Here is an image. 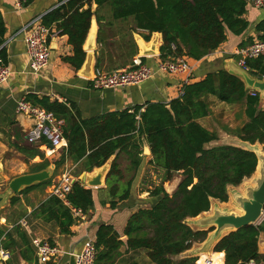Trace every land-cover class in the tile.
<instances>
[{"label": "trees", "instance_id": "16d2710c", "mask_svg": "<svg viewBox=\"0 0 264 264\" xmlns=\"http://www.w3.org/2000/svg\"><path fill=\"white\" fill-rule=\"evenodd\" d=\"M33 1L27 0L23 5ZM58 1L61 5L46 14L43 23L48 27L56 24L58 35L68 37L72 54L62 57V61L75 71L85 63L84 44L93 17L99 24L101 22L97 12L92 11V4L98 8L109 5L114 19L133 18L136 28L148 31L150 35L161 33L163 60L187 56L200 61L224 44L229 32L240 36L249 27L244 18L247 12L245 0ZM258 30L264 31V22ZM6 31L0 13V57L7 64L3 47ZM100 32L101 26L98 42L102 43ZM145 39L149 41L150 36ZM246 65L254 71L250 72L252 75L264 79V57L248 59ZM95 68L103 70L101 60L97 61ZM210 96L227 104L245 102L248 122L238 131V136L250 144H264V111L259 110V95H250L242 80L225 70L184 85L180 97L168 103H148L144 111V106H137L89 119L81 117L74 103L35 94L26 97L28 102L64 121L63 133L68 145L66 152L54 162L55 171L70 160L81 165L77 175L80 177L83 172L91 173L101 168L114 157L106 178L112 210L131 196L132 180L122 183L124 176L118 164L122 154L130 160V168L137 171L143 161L146 142L151 151L150 164L164 174L162 184L151 192L156 199L155 204L151 208L140 209L129 218L124 230L126 242L121 240L112 225H100L95 241L96 264H117L124 247L127 252L145 251L152 264H197L198 258L195 257L175 258L190 250L194 243H203L213 229L194 230L187 220L209 212L214 200L227 203L229 188L238 187L250 179L258 167V159L253 152L230 145L209 147L218 141V135L198 121L210 115L207 101ZM24 151L30 159H44L33 146L26 147ZM50 165V161L44 160L33 173ZM175 174H181L182 179L170 195L164 184L170 182ZM51 183L49 180L27 188L11 200V205H17L20 196L45 189ZM65 201L51 196L31 215L44 222H54L62 235H72V227L80 222L74 210L83 215L93 210V191L82 182L75 181ZM259 235L258 226L232 232L216 244L212 257L203 256L198 264H224V259L225 264H264V255L259 252ZM0 244L5 250L17 251L23 260L33 261L32 242L20 225L15 224L11 230L0 225ZM7 264L14 263L9 260ZM128 264L140 263L131 260Z\"/></svg>", "mask_w": 264, "mask_h": 264}, {"label": "crops", "instance_id": "0c3cea01", "mask_svg": "<svg viewBox=\"0 0 264 264\" xmlns=\"http://www.w3.org/2000/svg\"><path fill=\"white\" fill-rule=\"evenodd\" d=\"M25 2H27V0H25ZM246 4L247 12L244 18L249 24L248 29L240 36H236L229 32L227 41L216 51L210 53L200 61L191 59L190 62L194 66V72L189 83L199 82L210 73L225 70L228 67L229 60H234L239 63L241 57L237 55V50L247 48L254 42L262 40L261 38L264 37V31L258 30V27L264 22V8L257 9L251 4ZM60 5L61 3H59L58 0H34L28 5L25 4L22 7H18L15 0H0V13L4 18L7 29L3 47L6 49L7 65L12 72L8 82L0 87V186L4 182V179H7L5 170L8 168L16 169L14 167L15 161L6 158L7 153L13 152L17 155H24L30 160V157L24 150L26 147H30L25 145L28 143L25 137L26 133L32 128L33 121L29 116L17 112V104L23 99L27 101L26 97L29 94H35L39 97H50L52 100H58L59 102L74 103L81 117L83 119H89L109 112L134 109L137 106H144L142 110L144 111L148 103H168L180 97L183 87L186 84L185 77L183 76L157 73L150 80L139 86L102 91L96 90L93 88L92 79L81 75L80 72L84 67L79 71H75L70 65L62 61V57L72 54V48L68 45L67 36L58 35L59 32L56 24L50 27L51 30L57 34L51 39V61L49 65L39 73H33L29 67V58L26 51L24 35L21 31L28 23L36 18L41 17L43 21V17L46 14ZM87 7L88 6L85 8ZM92 11L97 12L98 17L101 18L99 24L96 17H93L88 33L89 36L91 30L93 28L96 29L95 51L85 50L88 37L84 44L86 57L90 52L94 55L92 65L93 75L98 60H101L102 68L106 71L131 67L133 59L140 56L139 39L143 41L147 47H150L158 36V45L161 49L163 45L161 33H153L150 35L148 31L137 29L133 18H128L127 20L114 19L109 5L98 8L96 4H92ZM100 26L102 43L98 42ZM147 36H150L149 41L145 39ZM142 58L144 63L151 66H156L157 62L162 59L161 52L156 56ZM248 70L254 73L253 70L249 68ZM248 92L250 95H252L253 92L255 93L253 90H248ZM207 101L210 106V115L204 119H200L198 122L203 127L216 132L218 135V141L213 142L209 147L230 145L244 149L243 143L245 141L241 140L238 136V131L248 122V117L245 113V102L227 104L218 101L213 96H210ZM259 110L264 111V100L260 103ZM240 111L242 113L239 114ZM65 144L66 147L59 150L54 159L59 160L61 155L66 152L68 145L67 141ZM256 144H259L261 147L264 146V144ZM35 148L44 156L45 153L41 148L38 146H35ZM146 149L150 150V147L145 142L143 146V161L137 171L130 168V160L125 154H122L118 160L120 170L123 172L124 176L122 183H127L131 180L133 182L130 199L119 203L117 208L112 210L110 208V196L108 194L106 182L101 188L91 189L94 195L95 207L86 215L82 214L79 217L80 222L71 229L72 235H62L54 222H44L31 215L35 209L50 197L49 186L45 189H37L29 193L28 195L31 198H35L36 195H38V190H44L46 192V198H44L38 206L34 208L28 207L26 216H22V220L17 224L28 234L31 242L35 238L48 241L57 247L59 255L57 259H53L48 263H42L32 245V249L34 250L33 261L28 262L23 260L17 251L10 252L5 250L0 244L2 249L6 251L9 256V258L5 260L0 258V264H7L9 260H12L14 264H71L72 254H78L88 241H96L97 231L102 224L112 225L120 234L121 240L124 241L126 239L124 230L131 215L138 212L140 209H148L144 207L139 208V201L145 198L147 199L148 197L151 199L150 192L143 191L142 193V189L140 188L144 186L143 178L146 174V170L150 169L149 164L152 159L151 154H146ZM44 157H46V155ZM44 160L46 159L44 158ZM64 167L79 168L81 165L75 164L69 160ZM19 168L24 169L20 165ZM251 179L252 178L246 179L243 184ZM74 181L77 180L75 179ZM243 184L238 187L230 188L241 190ZM149 188L152 189V187ZM222 204L226 205L227 203ZM1 221L4 223L1 224V226H6L9 230L15 225H7V218L5 219L4 217ZM23 221L26 222L25 226L20 224ZM256 226L260 228L258 243L259 252L264 255V216ZM124 249L126 248L124 247L121 249L122 255L118 259L117 264L129 263L124 260Z\"/></svg>", "mask_w": 264, "mask_h": 264}, {"label": "built area", "instance_id": "2783aa9c", "mask_svg": "<svg viewBox=\"0 0 264 264\" xmlns=\"http://www.w3.org/2000/svg\"><path fill=\"white\" fill-rule=\"evenodd\" d=\"M245 1L257 9L264 8V0ZM15 2L18 7H22L25 0H15ZM21 33L24 35L30 70L37 74L49 65L52 55L51 39L57 34L54 33L50 27L44 25L41 17L28 23L22 29ZM173 48L175 49V47ZM236 53L241 57L239 64L248 70L246 65L248 59L264 57V40L256 41L247 48L237 50ZM190 60L191 59L187 56H178L167 60L161 59L157 62L156 66H151L144 63L143 58L138 56L133 59L132 66L128 68L113 71H106L104 69L95 70L91 82L93 88L100 91L120 89L139 86L150 80L155 74L164 73L183 76L185 77L186 84H189L194 72V66ZM11 74L10 67L5 63L4 59L0 57V87L8 82ZM256 95V92L252 93V96ZM17 112L29 116L33 121V126L26 133L25 138L29 144L41 148L47 158L56 157L58 151L66 147V140L63 133L65 124L63 120L58 119L53 113L39 106H35L25 99L17 104ZM262 150L264 152V146ZM74 180L75 179L68 174H65L58 180L55 179L49 186L50 197L56 196L65 201L67 194L70 193L72 189L75 182ZM74 213L77 217L82 215L75 210ZM20 224L25 226L26 222L23 221ZM32 245L42 263H48L53 259H57L59 255L57 247L48 241L35 238L32 240ZM75 256V264H96L97 249L95 242L88 241L85 243L82 250L78 254H75ZM0 258L2 260L9 258L1 245Z\"/></svg>", "mask_w": 264, "mask_h": 264}, {"label": "water", "instance_id": "95a60500", "mask_svg": "<svg viewBox=\"0 0 264 264\" xmlns=\"http://www.w3.org/2000/svg\"><path fill=\"white\" fill-rule=\"evenodd\" d=\"M90 34L88 36L85 50L95 51L96 29L92 38H90ZM138 44L140 46L139 55L141 57L156 56L160 53L158 36L152 42L150 47H147L140 39L138 40ZM93 60V53H88L83 65L84 68L80 72L82 76L93 79ZM225 71L242 80L247 91L253 90L257 92L260 97V103H262L264 100V79L253 76L248 70L234 60L228 61V67ZM243 146L245 150L253 152L257 156L258 167L256 173L251 177L252 179L250 181L245 184H243L244 182L242 183L243 186L241 190L229 188V200L227 204L232 201L233 208L227 206V204L226 206H220L221 203L214 200L212 201L213 208L210 209L209 212L204 213L197 218L187 220V224L190 227H193L194 225L197 226V231H209L213 229V231L208 234L206 240L200 244L201 246L195 250V258L200 257L202 254L213 253L214 247L223 237L244 227L256 226L264 216V152L259 144L251 145L249 142H244ZM147 150L149 152H146V154L150 155L151 151L149 149H146V151ZM112 159L113 158L101 168H97V170L95 169L91 174L83 172L78 181L82 182L90 189L103 187L106 182L105 178H107L114 160ZM53 175L54 167L48 166L44 170L14 178L9 184V190L6 193L0 194V210L7 204V202H10L11 204V200L15 198L17 194L19 195L29 187L52 180ZM52 181H55V179ZM166 191L170 194L168 189H166ZM126 240L127 239H125L124 242H126ZM75 262L76 256L72 254L71 264H75Z\"/></svg>", "mask_w": 264, "mask_h": 264}, {"label": "rangeland", "instance_id": "374dc122", "mask_svg": "<svg viewBox=\"0 0 264 264\" xmlns=\"http://www.w3.org/2000/svg\"><path fill=\"white\" fill-rule=\"evenodd\" d=\"M240 113H242V112L240 111L239 114ZM25 145L32 146L29 143H26ZM33 147H35V146H33ZM44 156H45V154H44ZM6 158L15 161L14 167L16 169H9L8 168L5 170L6 175H7V179H4V182L0 186V194L6 193L9 190V184L14 178L22 176V175L32 174L33 171L37 168V165L41 164L44 160V159L42 160V158H40V157L33 159V160H31V159L29 160L24 155H17V154H14L13 152L7 153ZM44 158L46 160L50 161V163H51L50 166L54 167V175L52 177V180L53 179L58 180L59 178L63 177L65 174H68L72 178H74L78 181L79 177L77 175L81 171V169H82L81 167H79V168H74V167L65 168L63 166V167L59 168L57 171H55V166L53 164L58 159L46 158V157H44ZM19 165L22 166V168H24V169L19 168ZM149 166H150V169L146 170V174L143 178V185L144 186H141L140 188L142 189L141 190L142 193H143V191L150 192V198L151 199H149V197H148L147 199L145 198L143 200H140L139 201V205H140L139 208L140 207L150 208L155 204L156 200L153 199L154 197L152 196L151 192H153L157 186L162 184V180H163V175H164L163 172L158 170L157 168H155L151 164H149ZM181 179H182L181 174H175L174 178L170 182H166L164 184V188L168 189L170 194L172 195L176 191L179 183L181 182ZM149 187H152V189H150ZM37 193H38V195H36L35 198H31L29 195L28 196H20V201L15 206H12L10 204V202H7V204L4 205V207L0 210V225L4 224L1 221L3 217L5 219L7 218V220H9V222H7V225L19 223L22 220L21 217L26 216V210H28V207L34 208V207L38 206L44 198H46V192L44 190H38ZM17 196H18V194H17ZM220 206H226V205L221 203ZM212 208H213V206L211 207V209ZM25 219H26V217H25ZM191 228H193L194 230L198 229L197 226H195V225ZM200 244H202V243H200V242L194 243V245L192 246V248L190 250L183 253L181 256L176 257L175 259L179 260L181 258L194 257V255L196 253L195 250L197 248H199V246H201ZM123 251H124L123 252L124 260H126L127 262H130L131 260H136L140 264H152L150 262V260L148 259L147 253L145 251H139L136 253H129L126 251V249H124ZM206 254H210V253H206ZM198 261H197V264H198Z\"/></svg>", "mask_w": 264, "mask_h": 264}, {"label": "bare ground", "instance_id": "6f19581e", "mask_svg": "<svg viewBox=\"0 0 264 264\" xmlns=\"http://www.w3.org/2000/svg\"><path fill=\"white\" fill-rule=\"evenodd\" d=\"M94 33H95V28H93V30H92V32H91V34H90V38L93 37ZM146 152L148 153L149 151L147 150ZM227 206L233 208V202L231 201L229 204H227ZM213 254H215V252H213V253H211V254H202V255L198 258V260H199L201 257H203V256L211 257Z\"/></svg>", "mask_w": 264, "mask_h": 264}]
</instances>
